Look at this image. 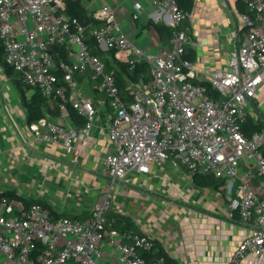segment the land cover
I'll list each match as a JSON object with an SVG mask.
<instances>
[{"label":"built area","instance_id":"built-area-1","mask_svg":"<svg viewBox=\"0 0 264 264\" xmlns=\"http://www.w3.org/2000/svg\"><path fill=\"white\" fill-rule=\"evenodd\" d=\"M65 9V0H0L3 59L24 85L37 88L48 100H63L58 105L60 119L67 117L66 101L87 119L80 128L47 118L29 124L37 140L60 145L67 155L80 154L76 140L90 142L96 108H108L106 128L113 149L102 155L106 184L83 219L54 217L42 204L24 207L1 197L0 250L6 262L164 264L163 257L149 261L140 255L153 251V237L117 229L109 212L129 173L147 174L151 163L169 162L184 166L191 175L224 179L229 193L237 191L228 217L237 211L245 235L233 251L232 263L264 264V128L249 136L242 129L246 103L264 82V0H245V10L238 13L243 41L225 67L210 71L184 58L190 39L179 28L185 14L176 0H151L150 17L173 29L170 47L155 53L130 41L114 7L104 4L93 11L92 19L101 24L88 29L99 49L126 52L130 67L138 62L149 66L148 81L128 84L129 100L104 61L90 51L87 27ZM199 73L217 98L195 83ZM88 84L97 94L93 98L80 92V86ZM241 162L253 163L260 176L257 186Z\"/></svg>","mask_w":264,"mask_h":264},{"label":"crops","instance_id":"crops-1","mask_svg":"<svg viewBox=\"0 0 264 264\" xmlns=\"http://www.w3.org/2000/svg\"><path fill=\"white\" fill-rule=\"evenodd\" d=\"M80 1L88 15L104 4L114 7L119 24L134 44L156 51L170 47V42L163 45L147 26L157 23L150 17L151 0ZM193 1L191 12L181 22L187 25L190 47L196 54L193 62L205 71L225 67L244 38L238 13L245 0ZM126 55L124 51L115 52L120 61L126 62ZM204 77L199 73L197 80ZM80 92L86 98L97 95L89 84L80 86ZM245 110L247 117L264 128V82L247 101ZM107 112V107L96 108L92 140L84 143L77 139L75 145L80 154L67 155L60 145L34 137L26 122L20 93L0 62V192L13 190L29 200L41 201L57 216L87 217L106 184L102 155L113 149L106 128ZM47 119L71 124L68 115L65 119ZM240 165L251 170L252 184L257 186L260 176L253 163ZM18 180L19 189L15 185ZM233 199H238V193H229L225 180L219 188H201L194 185L184 166L151 163L147 174L127 175L116 190L109 215L120 228L128 227L153 237L178 264H233V251L245 235L238 213L228 217ZM0 264H11L1 250Z\"/></svg>","mask_w":264,"mask_h":264},{"label":"trees","instance_id":"trees-1","mask_svg":"<svg viewBox=\"0 0 264 264\" xmlns=\"http://www.w3.org/2000/svg\"><path fill=\"white\" fill-rule=\"evenodd\" d=\"M240 2L242 0H239ZM176 3L179 9L185 14V17L191 12L194 1L193 0H176ZM66 9L65 12L71 17L75 18L78 22L83 24L87 27L85 31V41L88 43L90 47V51L99 56L105 63L106 70L111 71L116 79V84L119 87L122 94H124L127 100L130 99V92L129 88H127L129 83H133L134 85L139 82V79L143 81H148L150 79V70L149 66L145 62H138L133 67H130L128 63L124 61H120L115 58V50H101L98 48L95 38L89 34V26L101 24L100 21H94L91 15L87 14L81 1L80 0H65ZM240 12L245 10V3H242L240 7ZM93 24V25H91ZM150 26L155 34L157 35L158 39L163 45H169L170 39L172 37L173 29L169 26H166L162 23H150ZM180 29H183L187 32V25H179ZM184 58L190 61H195L196 54L195 51L190 47L187 46ZM0 62L2 68L7 76L13 78L14 84L17 87L20 93L21 104L26 112V122L29 125L32 122H36L41 118L47 117H57L61 113V109L59 108V103L63 100L60 98H53L51 100L46 99L42 96L37 88H30L23 84L20 79L19 74L10 66H8L3 59V52L0 45ZM81 78V77H80ZM195 83L206 86L208 90V94L213 98L218 97L217 91L213 90L209 83L205 80H197ZM26 90H30L29 94L26 93ZM68 95V91L65 92V96ZM66 98V97H65ZM49 101H51V105H49ZM65 112L67 113L71 125L80 128L85 125L87 119L80 115L76 109H74L67 101L64 104ZM50 119V118H49ZM262 125L255 123L252 118L249 116L246 117L242 125V129L247 136L251 135L253 132H257L262 130ZM260 151L264 157V145L260 148ZM192 180L195 186L197 187H211V188H219L224 183V179L215 178L211 174H199L194 173L192 174ZM7 197L8 199L20 201L24 207H28L32 203H39L42 204L41 201H33L29 200L20 194L16 193L13 190H5L0 192V198ZM45 206L44 204H42ZM46 207V206H45ZM49 209V208H48ZM50 214L54 217H58L57 213L49 209ZM237 213V211H235ZM63 216V215H62ZM114 226L117 229H130L128 227L120 228L116 223ZM133 230V229H132ZM136 231V230H133ZM140 232V231H136ZM154 249L151 252H144L141 251L140 255L145 257L146 260H152L158 257H163L164 264H178L174 259L170 258L166 255L159 247V245L154 241Z\"/></svg>","mask_w":264,"mask_h":264},{"label":"rangeland","instance_id":"rangeland-1","mask_svg":"<svg viewBox=\"0 0 264 264\" xmlns=\"http://www.w3.org/2000/svg\"><path fill=\"white\" fill-rule=\"evenodd\" d=\"M149 52H152V53H155L156 52V49H154V48H152V49H149ZM23 179V178H22ZM3 182V181H2ZM0 184H1V181H0ZM16 188L17 189H19V188H21V182H20V180H18V182L16 181ZM22 190L24 191V192H26V189L23 187L22 188Z\"/></svg>","mask_w":264,"mask_h":264}]
</instances>
